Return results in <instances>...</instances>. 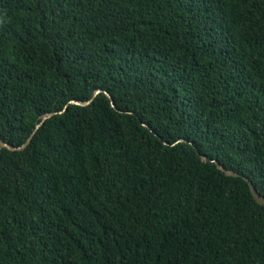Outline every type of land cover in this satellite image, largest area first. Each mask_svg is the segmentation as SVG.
Instances as JSON below:
<instances>
[{
    "label": "trees",
    "instance_id": "trees-1",
    "mask_svg": "<svg viewBox=\"0 0 264 264\" xmlns=\"http://www.w3.org/2000/svg\"><path fill=\"white\" fill-rule=\"evenodd\" d=\"M32 132L0 264H264V0H0V139Z\"/></svg>",
    "mask_w": 264,
    "mask_h": 264
},
{
    "label": "water",
    "instance_id": "water-1",
    "mask_svg": "<svg viewBox=\"0 0 264 264\" xmlns=\"http://www.w3.org/2000/svg\"><path fill=\"white\" fill-rule=\"evenodd\" d=\"M98 91H100V90L96 89V90L94 91V94H96ZM106 94L108 95L109 98H111V96H110L108 93H106ZM70 102H73V103H79V104H85V103H87L88 101L71 100ZM111 104L114 106L113 101H111ZM53 113H54V112H46V113L42 114V115H41V120L36 124L35 128H37V127L42 123V121H43L45 118L49 117V116H50L51 114H53ZM33 132H34V131H33ZM33 132H32V134L30 135V137H28V139H27L22 145H20V146H15V145H13V144H10V143H8V142H6V141L0 139V148L4 146V147H7V148L10 149V150L23 149V148L26 146V144L30 141V139H31V137H32V135H33ZM201 158H202L203 160H206V159H207V157H206L205 155H203V154H201ZM215 163H216L217 167H218L219 169H221L226 175H233V176H237V175H239L238 172H236V171H234V170H232V169H228V168L224 167L222 164H220V163H219L218 161H216V160H215ZM243 178L248 182V186H249L250 192H251L253 198L255 199V201H256L257 203H259V204H263V205H264V196H263L262 194H260V193L257 191V189L255 188V186L253 185V183H252L248 178H246V177H244V176H243Z\"/></svg>",
    "mask_w": 264,
    "mask_h": 264
}]
</instances>
